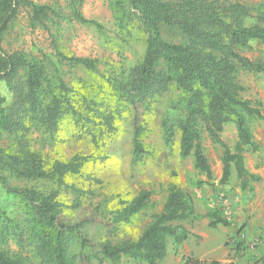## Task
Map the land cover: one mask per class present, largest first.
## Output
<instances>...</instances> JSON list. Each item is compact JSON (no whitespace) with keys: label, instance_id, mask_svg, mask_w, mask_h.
<instances>
[{"label":"trees","instance_id":"trees-1","mask_svg":"<svg viewBox=\"0 0 264 264\" xmlns=\"http://www.w3.org/2000/svg\"><path fill=\"white\" fill-rule=\"evenodd\" d=\"M128 1L147 35L146 51L141 64L133 67L123 79L116 81L121 99L130 106L132 112L135 158L140 159L144 152L140 140L144 110L156 93L173 90L181 101L183 110L178 124L181 130L180 154L183 157L193 155L194 166L205 172L208 178L213 177L212 166L203 144L202 129L205 128L211 140L223 148V175L220 182H229L234 165L244 186V175L248 171L243 151L248 146L253 150L258 148L253 141L250 120H264V109L256 106L250 99L243 98L242 94L247 87L238 79V73L241 70L264 73V56L252 58L243 53L253 48V41L264 43V14H254L253 8L241 2ZM121 2L122 0H117L119 5ZM18 4L19 0H0V80H6L11 86L20 68L27 69L24 86L17 85V102L29 109L36 120L51 130V135L59 128L64 114L70 112L75 116L77 124H87L94 120L95 115H99L111 126L110 114L94 107L92 103L85 105L89 111L83 113L75 107L73 97L62 90L57 93L51 85L50 97L42 98V85L49 80L45 65L18 53L9 54L4 51L1 34L15 14ZM33 10L34 18L38 20L48 16V11L56 12L48 5L35 4ZM77 16L85 23L101 27L100 23L87 19L80 13ZM250 19L254 21L247 23ZM161 24L180 27L186 35V41L174 43L165 40L161 36ZM61 56L72 67L81 65L96 70L99 62L89 57ZM48 59L53 62L50 57ZM19 109L21 107L4 115L2 128L12 131L21 126L13 118L15 113H19ZM228 122H235L238 130L235 151L222 137ZM175 128L174 123L168 120L164 122L167 143L173 141ZM2 153L0 182L8 193L23 196L29 205V237L40 264H117L125 257L146 264H161L167 257L170 237H174L177 243L189 237L188 229L182 224L174 223L175 221L211 217V227H216L219 223L229 224V220L220 216L217 211L197 213L191 197L172 184L163 210L154 215L137 239L113 241L103 238L97 234L96 227L111 229L114 221L108 220L97 208L73 217L65 216L64 204L57 199L56 192L11 186L3 172L8 169L19 177L53 180L59 187L82 193V189L66 181V176L79 173L90 156L77 154L68 161L55 160L48 163L40 153L27 148L23 142L15 148L4 149ZM151 195V190H141L130 201L124 202L125 205L116 211L114 220L128 222L145 208ZM2 217L4 211L0 210L1 239L6 234ZM17 236L21 242V232ZM184 260V264L205 263V260L192 256H186ZM0 264L32 263L26 257L12 254L0 245ZM211 264L219 262L213 260Z\"/></svg>","mask_w":264,"mask_h":264},{"label":"rangeland","instance_id":"rangeland-1","mask_svg":"<svg viewBox=\"0 0 264 264\" xmlns=\"http://www.w3.org/2000/svg\"><path fill=\"white\" fill-rule=\"evenodd\" d=\"M217 1L220 4L241 2L253 8L254 14H264V0ZM35 4L51 6L56 12L48 11V16L38 20L34 18ZM77 13L97 21L101 27L83 22ZM253 21L250 19L247 23ZM160 32L169 42L186 41V35L177 25L161 24ZM146 36L128 0H122L121 5L117 0H19L15 14L1 34V46L5 52L18 53L45 65L49 80L42 85V98L50 97L51 85L57 93L62 90L73 97V103L79 111H89L85 105L92 103L94 107L112 116L111 126L99 115L83 125L77 124L71 112L66 113L60 120L59 128L51 135V130L17 102V85L24 86L27 69L20 68L12 87L6 80H0L1 154L4 149L15 148L23 142L27 148L40 153L48 163L55 160L68 161L77 154L91 157L79 173L66 176V181L82 189V193L59 187L53 180L19 177L4 169L8 183L48 193L56 192L57 199L64 204L63 213L68 217L97 208L108 220L114 221V226L111 229L96 227V232L113 241L137 239L154 215L163 210L172 184L183 189L191 197L194 206L196 200L202 199L201 196L206 197L209 188L217 186L210 183L212 178L194 166L193 155L183 157L180 154L181 130L178 124L183 110L173 90L156 93L144 110L140 137L144 152L140 159L135 158L132 112L130 106L121 99L116 81L123 79L133 67L141 64L146 51ZM243 53L252 58L264 56V43L253 41V48ZM61 55L89 57L99 62L96 70L81 65L72 67ZM161 68L162 65L159 66ZM238 79L247 87L242 94L243 98L250 99L264 109V73L241 70ZM20 107L19 113H15L13 118L22 128L12 131L2 128L4 115ZM166 120L176 126L171 143L165 140ZM235 129L236 123L231 122L225 133L222 132L223 139L234 151L238 142L237 138L232 137ZM202 137L205 153L215 164V158L222 157L223 148L211 140L205 128L202 129ZM244 152L246 150L243 156ZM143 189L152 191L145 208L128 222L114 220L116 211L125 205L124 202L130 201ZM207 202L209 204V198ZM219 209L221 207H216L220 213ZM0 210L4 211L1 221L6 225V234L2 239L0 236L1 247L12 254L26 257L32 264H40L29 237V205L23 196L8 193L1 182ZM197 220L200 219L177 220L174 223L186 224L190 230L195 227ZM204 228H201L203 235L196 234L193 238V244L188 241L177 243L174 237H170L168 254L161 264H184V257L190 256L192 246L195 244L201 247L206 237ZM20 232L21 242L17 236ZM229 239L225 242L226 246H229ZM257 249H248L244 242L236 247L237 253L249 257V262L263 264L264 257L258 258ZM204 259V264L213 261ZM117 264L146 263L125 257Z\"/></svg>","mask_w":264,"mask_h":264},{"label":"crops","instance_id":"crops-1","mask_svg":"<svg viewBox=\"0 0 264 264\" xmlns=\"http://www.w3.org/2000/svg\"><path fill=\"white\" fill-rule=\"evenodd\" d=\"M225 125V131L229 124ZM250 127L253 134V141L258 148L253 150L251 147H246L244 152V164L248 174L244 175V186L242 180L237 175L235 166H232L231 177L228 183L220 182L223 175L222 157L215 158L216 163L212 162L213 177L210 180L211 184H216L215 188H209L205 193V198L195 201V210L199 214L216 211V207L220 208L219 215L228 219L229 224L224 225L219 223L216 227H211L209 224L211 217H204L195 222V227L187 228L189 237L183 242H192L196 234H202L201 228H204L206 237H204L201 247L192 246L190 256L202 260L213 259L219 264H254L249 262V257L242 255L237 250H231L230 246H226L225 242L228 238L241 240L251 238L255 235H260L262 242L257 249L258 258L264 257V120L252 118ZM233 139H238V130L235 129ZM204 198V199H203ZM210 199L208 204L207 199ZM204 207V209H203ZM207 229V230H206ZM211 237V238H210ZM182 242V243H183Z\"/></svg>","mask_w":264,"mask_h":264},{"label":"built area","instance_id":"built-area-1","mask_svg":"<svg viewBox=\"0 0 264 264\" xmlns=\"http://www.w3.org/2000/svg\"><path fill=\"white\" fill-rule=\"evenodd\" d=\"M247 238H244V236H242V239L237 241V240H234L232 238H230L228 240V245L236 250V247L239 245V243L241 242H244V246H246L248 249L250 250H255L258 248V246L261 244L262 242V238L260 235H255L253 237H251L249 240H246Z\"/></svg>","mask_w":264,"mask_h":264}]
</instances>
